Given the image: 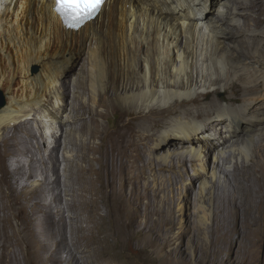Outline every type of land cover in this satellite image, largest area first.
<instances>
[{"label":"bare ground","instance_id":"obj_1","mask_svg":"<svg viewBox=\"0 0 264 264\" xmlns=\"http://www.w3.org/2000/svg\"><path fill=\"white\" fill-rule=\"evenodd\" d=\"M244 1L225 0L213 16L200 9L212 0H107L94 21L71 30L54 11L53 1L0 0V89L6 100L0 109V160L11 155L0 167V264H79L78 256L62 260L61 250L72 252L71 237L78 250L131 247L138 264H163L151 248L172 255L186 236L191 235L187 237L191 241L195 233L204 234L202 225L212 213L209 195L221 176L223 187L232 194L226 196L224 213L232 225L220 237L225 251L243 252L245 259V252L257 254L256 244L264 243V166L256 158L250 165L246 161L255 152L264 157V88L254 95L264 80V62L253 59L261 49L248 52L236 46L235 40L245 32L235 22L240 12H246L243 26L256 39L264 21V0ZM83 49L88 54L86 76L72 84L67 74ZM33 66L36 74L31 73ZM238 81L243 82L241 90ZM208 90L213 95L227 90L243 94L197 106L209 97ZM51 94L60 104L49 109ZM40 106L56 125L47 162L42 163L44 168L46 163L54 166L55 193L50 201L34 180L33 157L29 156L28 169L20 161L33 140L39 152L29 120L37 125L34 116ZM110 111L117 121L107 131L100 119ZM211 125L218 137L208 132ZM224 131L227 135L221 138ZM187 162L202 168L186 185L182 200L187 205L198 185L193 195L199 223L195 227L185 207L170 201L173 187L179 188L174 174L183 177ZM149 177L160 179L156 190L145 182ZM251 178L257 181L260 196L255 203L259 219L252 208L240 206L249 196ZM165 190L170 198L163 196L161 207H155L158 194ZM32 196L38 201L25 211L19 197L29 201ZM76 206L82 218L66 212ZM174 209L185 225L176 238L163 241L161 228L177 226L170 215ZM54 218L60 223L58 234L48 233ZM71 227L74 231L67 234ZM95 228L101 234L93 240L90 233ZM50 237L53 242L47 244ZM204 248L209 249L206 244ZM94 260L103 261L102 253Z\"/></svg>","mask_w":264,"mask_h":264},{"label":"rangeland","instance_id":"obj_2","mask_svg":"<svg viewBox=\"0 0 264 264\" xmlns=\"http://www.w3.org/2000/svg\"><path fill=\"white\" fill-rule=\"evenodd\" d=\"M239 1H243V0H239ZM236 2H238V0H232V3L231 4H235ZM244 2H249V0L247 1H244ZM219 6L220 7H224L225 6V0H212V4L209 6H206V7H202L200 8L201 9V13L203 14H209L211 12V15L214 16V13H216L219 9ZM246 12H240L239 15H237V19H236V26L239 30L241 31H244L245 32V35H242L243 37H238L237 39L238 40H235V44L236 46H239L240 48H243L245 51H252L254 47L258 48L260 51L258 53V56L253 58L255 61H263L264 62V21L262 22V24L260 25L258 31V33H260V35L258 37H256V39H251L252 37V34L254 33H251V29H247L243 26V17L245 16ZM211 16H209L210 18ZM262 18H264L262 16ZM77 61V62H76ZM75 61L74 63V66L73 68L70 69V71L68 72L67 74V79L70 80V82L73 84L75 80L79 79V78H84L86 76V70H87V67H88V54H87V49H83L79 58H77V60ZM31 73L33 74H36L37 73V68L35 66H33L31 68ZM239 82V81H238ZM243 82H239L238 84V87L237 89L241 90V86H243L242 84ZM264 88V80L258 85V88H257V92L254 93V95L258 94L261 92V90ZM202 93H205L207 91L204 90H200ZM210 91V94H209V97H207L205 100H200L198 101L197 103V106H202L204 104H207L209 103L211 100H216V99H220V100H226L228 97H230L231 95H235L237 97H241L242 96V92H235V93H232L231 90H227V91H222V92H218L217 94H214L213 95V91L212 90H208V92ZM79 93H82V92H85L84 89H79L78 90ZM0 93H1V96L3 97L4 99V102H5V105H6V100H5V97L3 95V92L2 90L0 89ZM107 95V94H106ZM49 104L47 103L48 105V108L49 109H52L53 107H57L60 102L59 101H56L55 98L53 97V95L51 94L49 96ZM68 99V98H67ZM105 99V98H104ZM68 101H70V96H69V99ZM44 104V102H43ZM224 104V103H222ZM236 106L238 104H235ZM5 107V106H4ZM42 109H40L39 113L36 114L34 117L37 119V125L34 124L31 120H29L31 123H32V127H33V133L34 135L38 138V146H39V152H38V149L34 148V143L35 141L33 140L32 143H31V146L27 147L26 148V151H27V156L26 157H23L20 159L21 161V164L25 167V169H28V160H29V156H32L33 157V161L30 165V168L34 171L37 170V172L34 174V180H39V192L42 191V192H45L44 194V197H46L48 199V201H50L52 199V196H51V193L54 194L55 191L53 189V184H52V171L54 169V166L51 164V163H46V166L44 168V165L42 164L43 162H47V158H48V151L50 150V148L52 147V142H53V139H52V133H54L56 131L55 127L56 125L54 124V121L51 117V115L49 114L48 111L45 110V108H43L44 106H40ZM103 109L102 108H99V111H102ZM66 113L63 114V117L66 116L65 115ZM32 117V116H30ZM127 119V118H126ZM117 121V117H116V114L114 112H108L107 113V116L104 120H101L100 119V122L101 124L103 125V128H105L107 131L112 129L114 124L116 123ZM226 123V122H225ZM215 129V125H211L210 126V130L208 131L212 136H215V137H218V135H215L216 131L214 130ZM227 134L226 132L224 131L223 133H221V138L225 137ZM259 139L257 136L255 137V139ZM256 139V140H257ZM260 140V139H259ZM98 141H96V144H97ZM62 149V148H61ZM59 149L58 152H57V155H59V159L61 160V156H62V153H63V150ZM207 152V150H205ZM227 151V150H226ZM228 152V151H227ZM187 158H188V155H186ZM11 155H8L7 153V156H5L3 158V160H0V167L3 169V164L4 162H6L7 158H8V161L10 159ZM57 157V158H58ZM6 158V159H5ZM148 158V160H152V156H147L146 159ZM256 158L261 165L264 166V157L260 156V154L258 152H255V154H250L249 155V158L248 160L246 161L247 165H250V160L251 159H254ZM153 160H155V158H153ZM158 160V159H157ZM156 160V161H157ZM160 161V160H158ZM197 162H193V163H190V162H187V164L185 165V170H186V173L183 175V177H181L180 174L182 173H179L178 176H176V174H174V178L177 179V183H178V187L177 186L173 187V195H172V198H171V202L173 203H176V204H179L181 203V205L183 206V208L185 207V213L190 215V218L192 219L191 221L193 222L192 223V227H195L197 225H199V223H197V218L195 217L196 216V202H194V198L195 196L193 197V195H195L196 193H198V185H196L195 189L192 190V193L196 192L195 194H192V197L190 199V201L188 202L187 205L184 206V203L182 202L183 200V196H184V191H185V187L188 183H190L191 180H193L195 178V175H196V171H200V169H202L200 166H199V163ZM245 163V164H246ZM62 162H59V171L62 172L61 168L63 167V164ZM233 165V163L231 164ZM91 166L93 169H96L97 168V164L94 160L91 161ZM199 168V169H198ZM229 169H232V167L230 166ZM172 174V173H171ZM163 176H168V172H163L162 173ZM180 176V177H179ZM93 178H95V176L93 175L92 176ZM63 178V177H62ZM150 179V180H149ZM252 179V180H251ZM250 179V183H249V198L247 197V200H245L244 198L242 199L239 198V200L242 199V202H239L240 206H249L251 209V213L252 215L259 219V216H260V213L256 207V204H257V201L260 199V196L257 195V191L256 188H257V181L255 180V178H251ZM63 179H61L62 181ZM153 178L149 177L147 179V183H149L150 181V185L151 187L156 190V185L158 186V183H161L160 179L156 181H152ZM217 185H218V188H216V190H213L212 193L208 196L211 200V202H208V205L206 203V205L211 209V212L210 213V218H209V221L204 225H202L203 227H205L204 229H206V231L204 232V234H196L195 233V237L193 236V239L190 241L188 238L191 236V235H188L186 236V238L183 240L182 244H181V247L176 249L174 251V253L172 255H166L164 254L163 251H161L157 246L151 248L152 252L154 251L153 255L156 257L157 255V258H158V262L159 263H165V264H217V263H223V264H258V261L259 264H264V243L262 244V246H259L258 244L257 247H256V250H257V255L256 253H253L251 256H248V254L245 252L246 254V259L243 257V252L242 253H239L238 252H234V254L232 253L231 255H229V252L226 250L225 251V246H224V243L222 241V238H220L222 235H226V232L228 230V226H231V224L228 225L229 221H226L227 219L225 218V214L227 212V208H228V203H227V200L226 198L229 196V195H232L229 190L227 188H225V186L223 187V177H218L217 179ZM221 180V181H220ZM219 181V182H218ZM156 182V183H155ZM7 187H13L12 185H10L9 183L6 185ZM15 187V186H14ZM77 187V186H76ZM218 189V190H217ZM166 191V190H165ZM222 192V193H221ZM228 192V193H227ZM255 192V193H254ZM257 192V193H256ZM165 193V192H164ZM163 193V194H164ZM214 194V195H213ZM170 198V194H168V191H166V193L164 195H160V193L158 194V197H157V201H158V204H157V201H156V204H155V207L158 206L161 207V199L163 200L164 198H167L166 196ZM213 195V196H212ZM256 197H255V196ZM164 196V198H162ZM227 196V197H226ZM214 197V198H213ZM230 197V196H229ZM254 197V198H253ZM20 200H23V208L25 211H30V208L34 205H36L37 201H38V198L37 197H31V200L29 201H25L24 200V197H19ZM179 200V201H178ZM214 200V201H213ZM245 200V201H244ZM225 201V203H224ZM194 203V204H193ZM212 205H211V204ZM247 203V204H246ZM256 203V204H255ZM227 205V206H226ZM187 206V207H186ZM214 207V209H213ZM256 207V209H255ZM69 208V207H68ZM67 208L66 212L69 213L70 216L74 217V218H82L84 216V214H82V211L80 210L81 208L77 206L76 207H70L69 209ZM71 209V210H70ZM79 209L77 212L76 210ZM192 209V210H191ZM226 209V210H225ZM254 209V210H253ZM74 211V212H73ZM103 211L104 209L101 210L100 214H103ZM254 211V212H252ZM72 212V213H70ZM76 212V213H75ZM195 212V213H194ZM76 214V215H75ZM82 214V215H80ZM258 214V215H257ZM66 215V213L64 214ZM171 215V218L175 220V223L177 224L176 228L175 229H169L167 227H163L161 228V232H159L160 234V237L162 236V240L165 241H169L170 238H176L178 232L180 231V229H182L185 225L184 222H185V219L184 217L181 215L180 217V213L178 212V209H174L172 211V214ZM251 215V216H252ZM77 216V217H76ZM165 215L163 214V217ZM192 216V217H191ZM252 216V217H253ZM257 216V217H256ZM95 217V216H94ZM166 217V216H165ZM196 218L194 220V218ZM78 218V219H79ZM170 219V218H169ZM226 219V220H225ZM92 220H96L95 218H92ZM171 220V219H170ZM214 220V221H213ZM227 222H225V221ZM20 221V220H19ZM22 221V220H21ZM20 221V222H21ZM104 223L108 224V220L105 219L103 221ZM178 222V223H177ZM215 222V223H214ZM225 222V223H224ZM197 224V225H195ZM201 225V224H200ZM225 225V226H224ZM59 226H60V223L58 222V219L57 218H54V219H51L50 220V227H49V230H48V233H52V234H58V230H59ZM208 227V228H207ZM228 227V228H226ZM226 228V229H225ZM68 231H67V234L71 231L69 229H72L73 228H67ZM131 229V226L128 225L127 227V230H130ZM168 229V230H167ZM163 230V231H162ZM217 230V231H216ZM74 231V230H73ZM166 231V232H165ZM168 232V233H167ZM220 232V233H219ZM223 233V234H221ZM101 233L98 232V230L95 228L94 230L91 231L90 233V237L95 240L98 238V236L100 235ZM209 234V235H208ZM202 236V237H201ZM230 236L232 238L235 237L234 234H231L230 233ZM76 242L78 244H82L81 241H79L77 239L76 236H74ZM169 238V239H168ZM194 238H196V242L194 240ZM219 238V239H218ZM251 239H253L251 237ZM73 240V237H71V240L68 241V243L70 242L69 244V247L71 249V253H65L63 252V250H61V256H62V260L64 258L63 261H69L70 257L72 258H75L76 256H78L77 258H75L77 260V262L79 264H84L86 262V264L90 262V264H96L94 261V257L99 253H102V256H103V261H98L97 264H138V261L136 259V252L134 251L133 248L131 247H127V248H120V247H112L110 246V249L107 248L105 250H100L98 248H94L92 249V246H89L88 249H76L74 246H76L74 244V242L72 241ZM71 241L73 243H71ZM193 241V242H192ZM222 241V242H221ZM53 242V238L50 237L49 240L47 241V244H51ZM198 242V244H197ZM191 243V245L189 244ZM248 243L245 242L244 244ZM72 244V245H71ZM74 244V245H73ZM196 244V245H195ZM205 244L208 246V250H206L204 247H205ZM203 246V247H202ZM215 246V247H214ZM224 246V247H223ZM213 247V248H212ZM74 248V249H73ZM224 248V249H223ZM258 248V249H257ZM262 248V249H261ZM133 249V250H132ZM154 249V250H153ZM170 249H172L170 247ZM183 249V250H182ZM211 249V250H210ZM216 249V250H215ZM222 249V250H221ZM260 249V250H259ZM88 250V251H87ZM158 250V251H157ZM214 250V251H213ZM220 250V251H219ZM261 252H259V251ZM11 251V250H10ZM83 251V252H82ZM86 251V252H85ZM157 251V252H156ZM181 251V252H180ZM203 251V252H202ZM207 251H209L207 253ZM74 252V253H73ZM82 252V253H81ZM178 252V253H177ZM259 252V253H258ZM78 253V254H77ZM80 253V254H79ZM144 253L146 252H143V253H140L141 256L144 257ZM164 255H163V254ZM76 254V255H75ZM156 254V255H155ZM162 254V255H160ZM209 254V255H208ZM211 254V255H210ZM220 254V257L218 256ZM146 255V254H145ZM201 255V256H200ZM236 255V256H235ZM241 255V256H240ZM261 255V256H260ZM68 256V257H66ZM83 256V258L81 257ZM161 256V257H160ZM166 256V257H165ZM171 256V257H170ZM206 256V257H205ZM218 256V257H217ZM231 256V257H230ZM240 256V257H239ZM259 256V258H258ZM81 259H80V258ZM87 257V258H86ZM160 257V258H159ZM173 257V259H172ZM235 257V258H233ZM249 257V258H248ZM255 257V258H253ZM69 258V259H68ZM168 258V259H167ZM207 258V259H206ZM214 258V259H213ZM228 258V259H227ZM239 258V260H238ZM257 258V259H256ZM161 259V261H160ZM165 259V260H164ZM178 259V260H177ZM212 259V260H211ZM223 259V260H222ZM230 259V261H228ZM236 259V260H235ZM244 259V260H243ZM249 261H248V260ZM251 259V260H250ZM83 262H81V261ZM86 260V261H85ZM164 260V262H163ZM209 260V261H208ZM216 260V261H215ZM222 260V261H221ZM225 260V261H224ZM235 260V262H234ZM89 261V262H88ZM169 261V262H168ZM176 261V262H175ZM247 261V263H246ZM252 261V262H251ZM257 261V262H256ZM157 262V261H156ZM212 262V263H211ZM237 262V263H236ZM240 262V263H238ZM66 264V263H65ZM69 264H71L69 262ZM73 264V263H72ZM153 264H157V263H153Z\"/></svg>","mask_w":264,"mask_h":264},{"label":"snow or ice","instance_id":"obj_3","mask_svg":"<svg viewBox=\"0 0 264 264\" xmlns=\"http://www.w3.org/2000/svg\"><path fill=\"white\" fill-rule=\"evenodd\" d=\"M102 3L103 0H57L58 10L76 22L93 15Z\"/></svg>","mask_w":264,"mask_h":264},{"label":"water","instance_id":"obj_4","mask_svg":"<svg viewBox=\"0 0 264 264\" xmlns=\"http://www.w3.org/2000/svg\"><path fill=\"white\" fill-rule=\"evenodd\" d=\"M4 106H5V102H4V99H3V97L1 96V93H0V109H2Z\"/></svg>","mask_w":264,"mask_h":264}]
</instances>
